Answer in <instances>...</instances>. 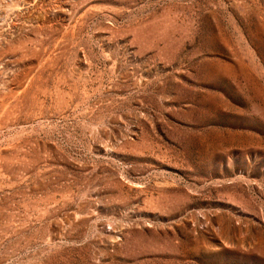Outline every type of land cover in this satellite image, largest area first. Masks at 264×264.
Listing matches in <instances>:
<instances>
[{"label": "rangeland", "instance_id": "obj_1", "mask_svg": "<svg viewBox=\"0 0 264 264\" xmlns=\"http://www.w3.org/2000/svg\"><path fill=\"white\" fill-rule=\"evenodd\" d=\"M0 264H264V0H0Z\"/></svg>", "mask_w": 264, "mask_h": 264}]
</instances>
